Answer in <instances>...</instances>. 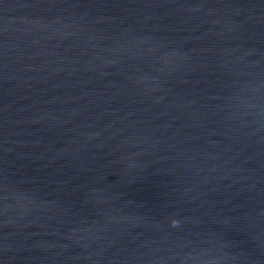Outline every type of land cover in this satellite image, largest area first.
<instances>
[{"label":"water","instance_id":"obj_1","mask_svg":"<svg viewBox=\"0 0 264 264\" xmlns=\"http://www.w3.org/2000/svg\"><path fill=\"white\" fill-rule=\"evenodd\" d=\"M0 264H264V0H0Z\"/></svg>","mask_w":264,"mask_h":264}]
</instances>
